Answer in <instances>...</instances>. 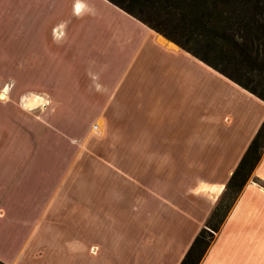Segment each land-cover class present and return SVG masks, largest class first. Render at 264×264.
<instances>
[{"label":"crops","instance_id":"1","mask_svg":"<svg viewBox=\"0 0 264 264\" xmlns=\"http://www.w3.org/2000/svg\"><path fill=\"white\" fill-rule=\"evenodd\" d=\"M1 89L104 105L105 136L136 154L130 172L91 174L87 198L52 209L30 190L47 166L17 144L30 131L0 113V234L52 222L54 264H180L264 120L263 98L111 0H0ZM262 181L264 152L200 264H264Z\"/></svg>","mask_w":264,"mask_h":264},{"label":"rangeland","instance_id":"2","mask_svg":"<svg viewBox=\"0 0 264 264\" xmlns=\"http://www.w3.org/2000/svg\"><path fill=\"white\" fill-rule=\"evenodd\" d=\"M8 75L19 78V72ZM2 93L3 89L0 90V97ZM25 94L24 99L14 98L11 91L7 97L2 95L6 98L0 102V113L5 114L4 118L14 116L17 130L30 131V137H17L16 140L17 144L32 146L33 164L41 161L42 166H47V171H42L41 177L36 178L42 185H32L30 190L36 194L47 193L49 208H72V194L77 190L79 199L87 198L82 194L87 193V177L91 174L102 179L110 172V167V176H120L123 165L129 172L134 169L136 154L115 151L114 145H119V138L105 136L104 105L47 104L39 90H27ZM113 107L117 108L112 106L108 112L114 111ZM1 123L7 124L4 120H0ZM111 126L113 134L119 125L112 122ZM39 148L42 152H39ZM94 187L96 203L102 208L104 202L99 199H103L106 193L104 184ZM135 187L128 186L130 195L136 193ZM107 188L114 194L118 191L117 186L108 184ZM44 228L30 233L18 231L13 241L0 234V264H54L55 225L49 222Z\"/></svg>","mask_w":264,"mask_h":264},{"label":"trees","instance_id":"3","mask_svg":"<svg viewBox=\"0 0 264 264\" xmlns=\"http://www.w3.org/2000/svg\"><path fill=\"white\" fill-rule=\"evenodd\" d=\"M111 1L264 99V0ZM263 152L264 120L180 264H200Z\"/></svg>","mask_w":264,"mask_h":264}]
</instances>
